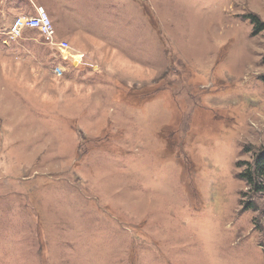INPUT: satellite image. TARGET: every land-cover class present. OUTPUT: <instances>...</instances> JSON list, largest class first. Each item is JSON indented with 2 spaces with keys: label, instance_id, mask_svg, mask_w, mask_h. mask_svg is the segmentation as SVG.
Returning <instances> with one entry per match:
<instances>
[{
  "label": "rangeland",
  "instance_id": "1",
  "mask_svg": "<svg viewBox=\"0 0 264 264\" xmlns=\"http://www.w3.org/2000/svg\"><path fill=\"white\" fill-rule=\"evenodd\" d=\"M39 6L54 42L12 36ZM257 21L264 0H0V264H264Z\"/></svg>",
  "mask_w": 264,
  "mask_h": 264
},
{
  "label": "built area",
  "instance_id": "2",
  "mask_svg": "<svg viewBox=\"0 0 264 264\" xmlns=\"http://www.w3.org/2000/svg\"><path fill=\"white\" fill-rule=\"evenodd\" d=\"M30 28L39 30L47 40L54 42L55 28L53 22L50 18L49 13L42 6L36 8V14L17 18V20L12 24L11 35L18 36L21 33L22 28ZM61 50H67L69 44L66 41H61L57 43Z\"/></svg>",
  "mask_w": 264,
  "mask_h": 264
},
{
  "label": "trees",
  "instance_id": "3",
  "mask_svg": "<svg viewBox=\"0 0 264 264\" xmlns=\"http://www.w3.org/2000/svg\"><path fill=\"white\" fill-rule=\"evenodd\" d=\"M255 30L257 33L264 30V26L257 21ZM264 176V150H261L257 154L256 161L254 165H250L249 168L246 170L245 177L250 182H255L257 177L262 178Z\"/></svg>",
  "mask_w": 264,
  "mask_h": 264
},
{
  "label": "bare ground",
  "instance_id": "4",
  "mask_svg": "<svg viewBox=\"0 0 264 264\" xmlns=\"http://www.w3.org/2000/svg\"><path fill=\"white\" fill-rule=\"evenodd\" d=\"M69 55L73 60H75L76 63L81 59V52L76 49H71L69 51Z\"/></svg>",
  "mask_w": 264,
  "mask_h": 264
}]
</instances>
